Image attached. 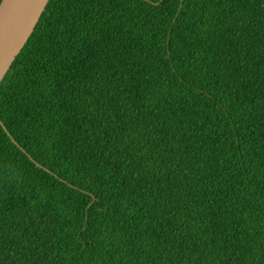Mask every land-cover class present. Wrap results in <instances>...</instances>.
I'll use <instances>...</instances> for the list:
<instances>
[{"label":"trees","instance_id":"16d2710c","mask_svg":"<svg viewBox=\"0 0 264 264\" xmlns=\"http://www.w3.org/2000/svg\"><path fill=\"white\" fill-rule=\"evenodd\" d=\"M0 123V264H264V0H49Z\"/></svg>","mask_w":264,"mask_h":264},{"label":"water","instance_id":"95a60500","mask_svg":"<svg viewBox=\"0 0 264 264\" xmlns=\"http://www.w3.org/2000/svg\"><path fill=\"white\" fill-rule=\"evenodd\" d=\"M48 2L0 0V81L31 35Z\"/></svg>","mask_w":264,"mask_h":264}]
</instances>
